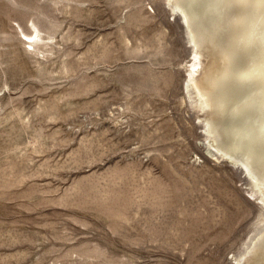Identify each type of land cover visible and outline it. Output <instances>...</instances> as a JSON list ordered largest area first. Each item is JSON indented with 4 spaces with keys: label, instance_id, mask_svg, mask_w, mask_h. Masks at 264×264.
<instances>
[{
    "label": "rangeland",
    "instance_id": "1",
    "mask_svg": "<svg viewBox=\"0 0 264 264\" xmlns=\"http://www.w3.org/2000/svg\"><path fill=\"white\" fill-rule=\"evenodd\" d=\"M189 47L165 0H0V264H234L261 208L205 146Z\"/></svg>",
    "mask_w": 264,
    "mask_h": 264
},
{
    "label": "bare ground",
    "instance_id": "2",
    "mask_svg": "<svg viewBox=\"0 0 264 264\" xmlns=\"http://www.w3.org/2000/svg\"><path fill=\"white\" fill-rule=\"evenodd\" d=\"M165 2L190 45L185 91L200 112L205 146L215 160L242 170L261 208L234 264H264V0ZM17 27L23 45L40 53L49 46L35 21Z\"/></svg>",
    "mask_w": 264,
    "mask_h": 264
},
{
    "label": "water",
    "instance_id": "3",
    "mask_svg": "<svg viewBox=\"0 0 264 264\" xmlns=\"http://www.w3.org/2000/svg\"><path fill=\"white\" fill-rule=\"evenodd\" d=\"M181 23H182V21H181Z\"/></svg>",
    "mask_w": 264,
    "mask_h": 264
}]
</instances>
